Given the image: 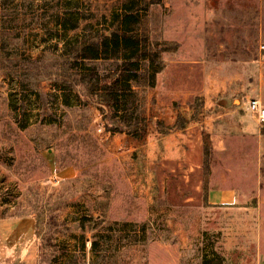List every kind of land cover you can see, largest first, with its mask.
I'll return each instance as SVG.
<instances>
[{
  "label": "rangeland",
  "instance_id": "obj_1",
  "mask_svg": "<svg viewBox=\"0 0 264 264\" xmlns=\"http://www.w3.org/2000/svg\"><path fill=\"white\" fill-rule=\"evenodd\" d=\"M124 1H72L71 29L9 16L42 0H0V264H203L213 252L255 264L264 122L249 101L264 105V0L150 5L140 31L172 46L154 87L114 93L125 130L112 134L68 47ZM214 191L236 201L215 204ZM11 221L27 233L10 237Z\"/></svg>",
  "mask_w": 264,
  "mask_h": 264
},
{
  "label": "trees",
  "instance_id": "obj_2",
  "mask_svg": "<svg viewBox=\"0 0 264 264\" xmlns=\"http://www.w3.org/2000/svg\"><path fill=\"white\" fill-rule=\"evenodd\" d=\"M72 1L42 0L37 8L29 4L26 10L14 9L9 16L29 15L64 27L71 25V29H76V22L67 23L69 14L66 8ZM159 3L160 0H125L119 10L113 13L109 25L103 31L82 36L72 47H68L72 69L81 83L95 94L93 103L103 117L106 131L112 134L125 130L123 122L113 113L114 93L123 84L154 87L157 75L164 69L162 55L169 52L172 45L152 43L139 29L149 6ZM85 61H111L112 69L100 75L96 67L82 68ZM203 264H223V259L213 252L210 258L204 259Z\"/></svg>",
  "mask_w": 264,
  "mask_h": 264
},
{
  "label": "crops",
  "instance_id": "obj_3",
  "mask_svg": "<svg viewBox=\"0 0 264 264\" xmlns=\"http://www.w3.org/2000/svg\"><path fill=\"white\" fill-rule=\"evenodd\" d=\"M254 116L256 117V115ZM210 199L215 204H233L236 201V195L233 191H218L217 193L214 191L211 193ZM250 213H256L257 219L255 220L254 227L257 229V231L255 241H257L258 245L261 246V244L264 243V212ZM23 221L26 222V224L30 225L29 220L24 219ZM10 223V237H13V235L18 236L20 232L22 233V235L27 233L25 231V227L19 224V221H11ZM28 230L29 229H27V231ZM254 263L264 264V250L259 249Z\"/></svg>",
  "mask_w": 264,
  "mask_h": 264
},
{
  "label": "built area",
  "instance_id": "obj_4",
  "mask_svg": "<svg viewBox=\"0 0 264 264\" xmlns=\"http://www.w3.org/2000/svg\"><path fill=\"white\" fill-rule=\"evenodd\" d=\"M249 110L256 115L257 119L263 123L264 122V105L262 102L258 99H252L249 101ZM92 248V242L91 240L86 241V252L90 251Z\"/></svg>",
  "mask_w": 264,
  "mask_h": 264
}]
</instances>
